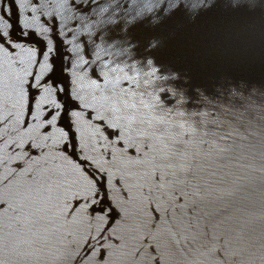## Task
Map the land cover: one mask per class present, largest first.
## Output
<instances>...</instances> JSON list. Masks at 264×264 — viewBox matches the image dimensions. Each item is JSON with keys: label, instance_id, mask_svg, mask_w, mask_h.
Here are the masks:
<instances>
[{"label": "water", "instance_id": "95a60500", "mask_svg": "<svg viewBox=\"0 0 264 264\" xmlns=\"http://www.w3.org/2000/svg\"><path fill=\"white\" fill-rule=\"evenodd\" d=\"M0 264H264V0H0Z\"/></svg>", "mask_w": 264, "mask_h": 264}]
</instances>
